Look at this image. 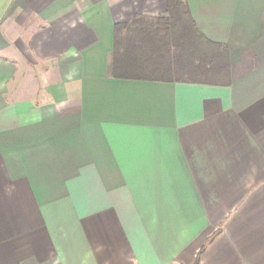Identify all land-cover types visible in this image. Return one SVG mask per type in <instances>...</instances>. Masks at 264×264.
Wrapping results in <instances>:
<instances>
[{"label": "crops", "instance_id": "crops-1", "mask_svg": "<svg viewBox=\"0 0 264 264\" xmlns=\"http://www.w3.org/2000/svg\"><path fill=\"white\" fill-rule=\"evenodd\" d=\"M182 2L227 73L168 0H0V264H264V0Z\"/></svg>", "mask_w": 264, "mask_h": 264}, {"label": "trees", "instance_id": "trees-1", "mask_svg": "<svg viewBox=\"0 0 264 264\" xmlns=\"http://www.w3.org/2000/svg\"><path fill=\"white\" fill-rule=\"evenodd\" d=\"M168 11L172 16L166 20L172 30L176 31L178 37L175 42L181 43V48L185 50L187 58L197 60L195 69L190 71L193 74H221L227 73L229 68L228 49L225 45L212 42L197 32L194 22L189 14L188 8L182 0H168ZM185 20L187 23V32L180 35L182 28L178 27L176 20ZM176 22V23H175ZM175 24V25H173ZM181 36V38H179ZM178 44V43H177ZM198 260L195 262V264Z\"/></svg>", "mask_w": 264, "mask_h": 264}]
</instances>
